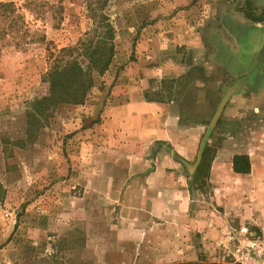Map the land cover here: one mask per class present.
<instances>
[{"label":"rangeland","instance_id":"1","mask_svg":"<svg viewBox=\"0 0 264 264\" xmlns=\"http://www.w3.org/2000/svg\"><path fill=\"white\" fill-rule=\"evenodd\" d=\"M1 1H14L19 7L23 4V0ZM38 1L46 2L40 14L25 7L20 9L27 22L26 36L11 32L0 39V183L4 190L0 202V264H241V252L247 246L253 251L252 259L243 264H262L264 254L259 252H264V101L252 102L250 96L243 101L239 128L223 115L219 117L202 147L209 148L205 164L197 169L200 157L196 167L192 166L222 95L236 82V77L225 69L202 64L212 48L205 38L202 43L194 31L184 34L185 22L175 21L176 32H166L172 22L164 20L172 14H188L185 9L194 2L108 0L105 12L115 28L111 65L96 78L83 103L59 104L45 124L30 134L26 105L47 93L48 85L42 81L47 48L73 44L91 27L83 0ZM190 14L198 13L194 10ZM233 33L236 51L224 57L217 50L215 60L222 61L231 72H239L247 69L253 51H258L257 55L263 51L264 55V26L239 27ZM185 38L192 47L179 45ZM152 39L155 45L177 44L182 61L191 65L175 77H164L161 68L155 67L156 77L149 78L147 90L148 98L173 100L181 123L199 128L197 153L179 167L194 198L190 214L193 216L196 208L210 197L208 168L214 151L228 133L239 134L241 149L252 155L254 173L250 181L241 182L247 190L239 214L231 211L224 220L218 219L224 225L223 231L208 232L205 238L208 228L191 229L190 240L198 241L194 258L177 257L175 253L161 256V245L182 246L174 241L180 230L146 220L145 214L152 215L142 208H123L120 189L113 195L116 181L128 176L129 168L141 167L137 162H143L144 169L137 167L133 175H143L166 153L181 161L166 143L153 144L138 156L120 133L108 137L100 127L101 112L112 97V85L120 80L118 73L122 69L125 84L133 85V77L142 75V66L130 64L137 61L134 47L148 46ZM23 41L27 43L16 45ZM196 43L200 48L203 44V49L198 51ZM251 78L247 80L251 82ZM122 89L124 86L120 94L124 93ZM236 131L239 132L235 134ZM230 202L236 205L235 201ZM214 227L220 226L211 228ZM145 230L151 231L155 240L163 234L173 239L168 244L144 242ZM155 246L156 254L151 251Z\"/></svg>","mask_w":264,"mask_h":264},{"label":"crops","instance_id":"2","mask_svg":"<svg viewBox=\"0 0 264 264\" xmlns=\"http://www.w3.org/2000/svg\"><path fill=\"white\" fill-rule=\"evenodd\" d=\"M190 1L194 2V5L185 9L188 14H172L164 20L168 24L170 21L172 22L166 32H172V34L176 32L174 30L178 28H176L175 21L185 22L184 34L194 31L201 42L205 38V41H208L212 48L208 59L202 63L203 65L221 67L232 76L234 75L236 81L240 78L252 77L251 82L245 80L238 90L229 96L227 102H230L228 104L226 102L220 115V118L223 115L226 120L235 123L233 125L239 128L243 114L240 107H243V101L245 103L248 96L251 97L250 101L252 102L264 101L263 51L259 52L258 55V51H253L256 58L250 56L249 62L247 61L246 64L247 69L239 72H231L222 61H216L215 58H218L217 50H221V53L225 55L224 57L236 51L238 46L233 32L237 28L254 25L264 26V20H253L244 13L246 11L253 16L264 15V0ZM194 10L198 14H190ZM207 12L208 14H205ZM153 40L148 46L143 47L140 44V46L134 47L137 61H131L130 64L134 62L133 64L138 68L142 66V75L133 77L135 80L133 85L125 84L126 76L120 74L124 72L122 69L118 73L120 80L112 85V97L101 112L100 127L108 137L120 133L138 156L143 155L153 144L166 143L172 147V154L175 153L180 157L181 161H177L172 155L166 153L158 157L154 166L144 172L143 175L132 174V171L138 166L129 168L130 175L120 178L119 182L116 181L114 184L113 195H116L120 189L123 193V208L130 210L142 208L144 212L147 213L148 211L152 215L145 214L146 220L150 219L155 224L173 226L180 230L181 234L175 236L174 241L182 246L161 245L159 250L161 256L175 253L177 257L194 258L197 257L196 245L198 241L190 240L191 229H195V231L198 229L197 231H199L208 228L205 230L207 233L203 236L205 238L208 236V232L219 233L223 231L224 225L222 222H218V219L224 220L226 216L231 214V211H236L239 214L243 206L240 202L244 199L247 190L241 186V182L250 181V177L254 173L252 155L249 150L241 149V138L238 136L239 134H236L239 131H236L234 136L228 133V136L220 142L214 151L208 168L207 178L212 185L210 197L203 206L196 208L193 216L190 214L194 198L186 176L179 171V167L197 153L199 128L181 123L180 111L173 100L164 101L148 98L147 90L150 87L149 78L156 77L155 67L161 68L164 77H175L184 73L185 69L191 65L186 60L182 61V56L176 50L177 44L171 45L170 43L160 46L155 45L156 43L153 44ZM182 43L189 42L185 38L182 42L180 40L179 45ZM194 46H197L198 51L203 49V44L201 48L197 43ZM193 49L195 48L193 47ZM223 55L220 54V56ZM152 63L157 65L153 67ZM159 63L165 65H159ZM122 86L124 89L121 92L124 93L120 94ZM144 94L148 99L145 98ZM235 154H247L249 156L250 172L239 173L233 170L232 158ZM137 164L141 166L137 170L144 169L143 162H137ZM231 200L236 202L235 206L230 202ZM217 207L220 209L218 210ZM236 213L233 215L235 216ZM217 224L220 226L219 229L217 227L211 228L213 225L218 226ZM184 235L186 238L183 237ZM144 236V242L150 240L154 244L158 242L168 244L170 239H173L170 236L165 237L163 234L162 237L159 235V239L155 240L154 234L147 230H145ZM179 239H181L180 242ZM151 251L156 254L157 247L155 246Z\"/></svg>","mask_w":264,"mask_h":264},{"label":"trees","instance_id":"3","mask_svg":"<svg viewBox=\"0 0 264 264\" xmlns=\"http://www.w3.org/2000/svg\"><path fill=\"white\" fill-rule=\"evenodd\" d=\"M91 27L78 40L60 48H47V67L42 74V81L47 83V93L30 100L26 105L28 131L40 128L50 117L52 111L62 103L81 104L89 90L94 86L96 78L103 75L111 65L115 54V28L110 16L105 12L108 0H83ZM46 2L23 0L21 7L40 14ZM14 1L0 2V39L11 32L25 37L27 22ZM253 20H264V15L253 16L244 11ZM33 38L25 39L31 40ZM44 40V36H41ZM27 43L16 42V45ZM145 98L147 96L144 94ZM208 147L204 146L201 162L206 161ZM235 172H250V160L247 154H235L232 158ZM4 198V190L0 183V202Z\"/></svg>","mask_w":264,"mask_h":264},{"label":"water","instance_id":"4","mask_svg":"<svg viewBox=\"0 0 264 264\" xmlns=\"http://www.w3.org/2000/svg\"><path fill=\"white\" fill-rule=\"evenodd\" d=\"M248 78V77H247ZM247 78H240L238 79L233 85L229 86L226 91L224 92L223 96L221 97L217 107H216V110L207 126V130H206V133L205 135L203 136V139H202V143L200 145V149L198 151V154H197V159H196V162L192 165L193 167H196L198 161L200 160V157H201V151H202V147H203V144L204 142L207 140V137L208 135L210 134V132L213 130V128L215 127L221 113H222V110L229 98V96L234 93L235 91L238 90V88L240 87V85L245 81L247 80Z\"/></svg>","mask_w":264,"mask_h":264},{"label":"built area","instance_id":"5","mask_svg":"<svg viewBox=\"0 0 264 264\" xmlns=\"http://www.w3.org/2000/svg\"><path fill=\"white\" fill-rule=\"evenodd\" d=\"M250 248H251L250 246H247V247H245L244 250H242L241 256H240V258H242V259H240L241 264H243V262L249 261V259H252L251 252H253V251L250 250ZM259 253L264 254V252H262V251ZM262 264H264V261L262 262Z\"/></svg>","mask_w":264,"mask_h":264}]
</instances>
